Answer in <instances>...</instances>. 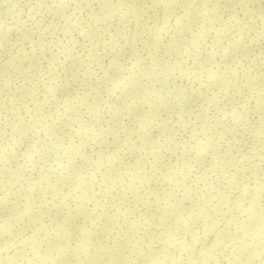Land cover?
I'll list each match as a JSON object with an SVG mask.
<instances>
[{"label": "rangeland", "instance_id": "1", "mask_svg": "<svg viewBox=\"0 0 264 264\" xmlns=\"http://www.w3.org/2000/svg\"><path fill=\"white\" fill-rule=\"evenodd\" d=\"M0 247L264 264V0H0Z\"/></svg>", "mask_w": 264, "mask_h": 264}, {"label": "bare ground", "instance_id": "2", "mask_svg": "<svg viewBox=\"0 0 264 264\" xmlns=\"http://www.w3.org/2000/svg\"><path fill=\"white\" fill-rule=\"evenodd\" d=\"M253 7H254V6H253ZM199 42L201 43V41H199ZM201 45H202V43H201ZM109 69H110V67H109ZM106 73H107V71H106ZM93 90H94V86L91 87L90 92H92ZM151 91H153V90H151ZM80 92H81V91H80ZM83 93H84V91H83ZM83 95H84V94H83ZM189 95H190V94H189ZM92 96H93V95H91V97H92ZM86 99H87V98H86ZM88 99H89V98H88ZM165 99H166V98H165ZM91 106H92V105H91ZM125 109H129V107H128V108L126 107ZM91 112H92V111H91ZM197 112H198V111H197ZM79 113H80V111H79ZM92 115H93V114H92ZM76 125H77V123H76ZM170 125H171V124H170ZM43 126L45 127V125H43ZM70 126H71V125H70ZM70 126H69V127H70ZM84 134H85V133H84ZM60 138H61V137H60ZM39 139H40L39 141H41V138H39ZM62 141H63V140H62ZM66 141H67V140H66ZM66 141H65V144H66ZM38 143H39V142H38ZM91 144H92V143H91ZM91 144H90V145H91ZM88 146H89V145H88ZM48 147H49V146H48ZM48 147H47V148H48ZM71 147H73V145H72ZM32 148L35 149L34 147H32ZM37 148H38V147H37ZM38 149H39V148H38ZM68 149H69V147H68ZM88 149H89V147H88ZM45 150H46V149H45ZM59 151H63V150L60 149ZM71 152H73V151H71ZM43 153H45V151H43ZM85 153H86V151H85ZM53 154H55V152H54ZM75 154H76V153H75ZM25 155H26V154H25ZM40 155H41V153H40ZM65 155H66V154H65ZM41 157H42V155H41ZM41 157H40V158H41ZM49 157H50V156H49ZM23 158H24V157H23ZM23 158H22V159H23ZM38 158H39V157H37V159H38ZM40 158L38 159L39 161H40ZM50 158H52V157H50ZM54 158H55V157H54ZM47 159H48V157H47ZM52 159H53V158H52ZM18 160H19V159H18ZM18 160H17V161H18ZM45 160H46V159L43 158L41 161H45ZM33 161H35V160H33ZM21 162H22V161H21ZM60 163H61V162H60ZM62 163H63V162H62ZM80 164H81V163H80ZM80 164H79V166H80ZM83 164H84V163H83ZM81 167H82V166H81ZM57 168H58V167H57ZM44 169H46V168H44ZM58 169H59V168H58ZM39 170H40V169H39ZM50 170H51V169H50ZM56 170H57V169H56ZM40 171H41V170H40ZM61 171H62V169H61ZM65 171H66V168H65ZM53 172L55 173V171H53ZM56 173H57V171H56ZM81 173H82V172H81ZM90 173H91V172H90ZM227 173H228V172H227ZM44 174H45V173H44ZM51 174H52V173H51ZM58 174H59V170H58ZM58 174H57V175H58ZM61 174H62V173H61ZM64 174H65V173H64ZM85 174H87V173H85ZM32 175H33V174H32ZM77 175H78V173H77ZM224 175H225V173H224ZM61 176H63V174H62ZM226 176H227V175H225L224 177H226ZM39 177H40V176H39ZM39 177H38V178H39ZM47 177H48V175H47ZM47 177H46V179H47ZM54 177H55V176H54ZM200 177H201V176H200ZM40 178H41V177H40ZM40 178H39V179H40ZM218 178L220 179L219 176H218ZM46 179H45V182L47 181ZM199 179H200V178H199ZM207 179H208V178H207ZM210 179H211V178H210ZM42 181H43V180H42ZM123 181H124V180H123ZM218 181H219V180H218ZM220 181H221V180H220ZM220 181H219V182H220ZM43 182H44V181H43ZM58 182H59V181H58ZM183 182H184V181H183ZM31 183H32V182H31ZM41 183H42V182H41ZM51 183H52V182H51ZM184 183H185V182H184ZM186 183H187V182H186ZM42 184H43V183H42ZM42 184H41V185H42ZM74 185H75V183H74ZM31 186H32V185H31ZM51 186H52V185H51ZM60 186H61V185H60ZM70 186L72 187V184H71ZM33 187H34V186H32V188H33ZM125 187H126V186H125ZM61 188H62V187H61ZM61 188H60V189H61ZM122 188H123V187H122ZM70 189H71V188H70ZM70 189H67V190H69V192H70V191H71ZM96 189H97V188H96ZM98 189H99V188H98ZM98 189H97V191H98ZM54 190H55V189H54ZM79 190H80V189H79ZM190 190H191V189H190ZM97 191H96V192H97ZM55 192H56V191H55ZM58 192H59V191H58ZM72 192H73V191H72ZM72 192H71V194L73 195ZM81 192H82V191H81ZM26 193H27V192H26ZM59 193H60V192H59ZM65 193H67V191H66ZM65 193H64V195H65ZM93 193H94V192H93ZM56 194H57V193H56ZM68 194H69V193H68ZM91 194H92V193H91ZM91 194H88V195H90V198H91ZM27 195H28V194H27ZM64 195H63V197H64ZM72 195H71L70 197H72ZM94 195H95V194H93V196H94ZM97 195H98V194H96V196H97ZM25 196H26V195H25ZM59 196H62V195H59ZM115 196L117 197V195H115ZM131 196H132V195H131ZM87 197H89V196H87ZM87 197H86V198H87ZM109 197H110V196H109ZM119 197H120V195H119ZM193 197H194V195H193ZM95 198H96V197H95ZM127 198H128V196H127ZM132 198H133V197H132ZM185 198H186V197H185ZM24 199H25V197H24ZM74 199H75V198H74ZM74 199H72L71 201H73ZM83 199H84V198H83ZM87 199H88V198H87ZM108 199H109V198L107 197V200H108ZM110 199H111V198H110ZM128 199H130V198H128ZM196 199H197V198H196ZM198 199H199V198H198ZM105 200H106V199H105ZM71 201L67 202V200H66L65 205H66L67 203H70ZM102 201H103V199H102ZM108 201H109V200H108ZM108 201H105V202H108ZM114 201H115V200H114ZM125 201H126V199H125ZM129 201H130V200H129ZM133 201H134V200H133ZM180 201H181V200H180ZM180 201H179V202H180ZM184 201H185V200H184ZM186 201H187V200H186ZM116 202H117V201H116ZM134 202L136 203V201H134ZM134 202H133V203H134ZM143 202H144V201H143ZM197 202H198V201H197ZM118 203H119V201H118ZM73 204H74V203H73ZM110 204H111V203H110ZM113 204H115V203H113ZM142 204L144 205V203H142ZM142 204H140V205H142ZM176 204H177V203H176ZM70 205H71V204H70ZM110 206H111V205H110ZM112 206H113V205H112ZM115 206H116V205H115ZM117 206H118V204H117ZM138 206H139V205H138ZM188 206H189V205H188ZM65 207H66V206H65ZM108 207H109V206H108ZM62 208H63V207L60 206V210H61ZM89 208H90V207H89ZM109 208H110V207H109ZM109 208H108V209H109ZM115 208H117V207H115ZM119 208H120V207H119ZM119 208H118V210H121V209H122V208H120V209H119ZM132 208L135 210L134 205H133ZM55 209H56V206H55ZM55 209H53L54 211H53V213H52V214H54V215H55V213H56V212H55ZM65 209H67V207H66ZM68 209H69V208H68ZM112 209H114V207H112ZM133 209H131V210H133ZM185 209H186V208H185ZM207 209H208V208H207ZM118 210H117V212H119ZM62 211H63V210H62ZM122 211H123V210H122ZM203 211H204V210H203ZM110 212H111V211H110ZM117 212H116V213H117ZM139 212H140V211H139ZM64 213H65V211H64ZM136 213L138 214V212H136ZM52 214H51V215H52ZM62 214H63V213H62ZM65 214H66V213H65ZM108 214H109V212H108ZM119 214H120V213H119ZM54 215H52V216H54ZM109 215H110V214H109ZM111 215H113L112 212H111ZM114 215H115V213H114ZM121 215H122V214H121ZM121 215H120V216H121ZM123 215H124V214H123ZM188 215H190V213H189ZM107 216H108V215H107ZM115 216H116V215H115ZM117 216H119V215H117ZM117 216H116V217H117ZM124 216H125V215H124ZM110 217H111V216H110ZM108 218H109V217H108ZM114 218H115V217H114ZM118 218H119V217H118ZM118 218H116V219H118ZM121 218H123V217H121ZM121 218H119V219H120V220H123V219H121ZM109 219H110V218H109ZM109 219H108V220H109ZM112 219H113V217H112ZM141 219H142V218H141ZM113 220H114V219H113ZM120 220H118V221L116 220V222H120ZM142 220H143V219H142ZM106 221H107V219H106ZM110 221H111V220H110ZM144 221H145V220H144ZM42 222H43V221H42ZM45 222H46V221H45ZM116 222H115V224H117ZM135 222H136V221H135ZM106 223H107V222H106ZM110 223H112V222H110ZM120 223L122 224V221H121ZM136 223H137V222H136ZM107 224H109V222H108ZM123 224H124V223H123ZM143 224H145V223H143ZM204 224H205V223H204ZM109 225H110V224H109ZM117 225H118V224H117ZM137 225H138V224H137ZM145 225H147V223H146ZM151 225H152V224H151ZM48 226H49V225H48ZM123 226H124V225H123ZM133 226H134V225H133ZM135 226H136V225H135ZM149 226H150V225H149ZM215 226H217V225H215ZM51 227H52V226H51ZM116 227H117V226H116ZM136 227H139V226H136ZM136 227L134 228V229H135V232H136ZM209 227H210V226H209ZM79 228H80V227H79ZM114 228H115V227H114ZM117 228H118V227H117ZM120 228H121V227H120ZM123 228H124V227H123ZM211 228H213V227H211ZM81 229H82V227H81ZM81 229H80V230H81ZM115 229H116V228H115ZM121 229H122V228H121ZM121 229H120V230H121ZM126 229H127V226H126ZM134 229H133V230H134ZM137 229H138V228H137ZM56 230H57V229H56ZM58 230H59V229H58ZM120 230H119V231H120ZM138 230H139V229H138ZM138 230H137V232H138ZM153 230H154V228H153ZM60 231H61V230H60ZM69 231H71V230H69ZM126 231H127V230H126ZM141 231H143V230H141ZM141 231H139V232H141ZM147 231H149V230H147ZM53 232L56 233L55 229L53 230ZM53 232H52V233H53ZM65 232H66V231H65ZM116 232H117V233H116ZM116 232H115V233L118 234L119 239H121V238H120L121 235L119 234L120 232L118 233L117 229H116ZM122 232H123V230H122ZM122 232H121V233H122ZM124 232H125V229H124ZM127 232H128V231H127ZM149 232L151 233V236H152L153 231H149ZM149 232H148V233H149ZM52 233H51V234H52ZM55 233H54V234H55ZM59 233L61 234V237H63L64 234L62 235V232H59ZM59 233H58V235H59ZM66 233H67L66 235H68V232H66ZM125 233H126V232H125ZM128 233H129V232H128ZM146 233H147V232H146ZM56 234H57V233H56ZM70 234H71V232H70ZM133 234H134V233H133ZM133 234H132V235H133ZM141 234H142V233H141ZM141 234H140V236H141ZM114 235H115V234H114ZM114 235H113V236H114ZM126 235H129V234H126ZM143 235H144V234H143ZM64 236H65V235H64ZM115 236H116V235H115ZM115 236H114V237H115ZM129 236H131V234H130ZM135 236H136V235H135ZM49 237H50V236H49ZM54 237H55V236H54ZM116 237H117V236H116ZM116 237H115V238H116ZM121 237L123 238L124 236H121ZM124 238H126V237H124ZM124 238H123V239H124ZM137 238H139V237H137ZM19 239H20V238H19ZM19 239H18V241H19ZM126 239H128V241H131V239H135V237H134V238L132 237L131 239H130V238H126ZM116 240H118V239H116ZM135 240H136V239H135ZM135 240H134V241H135ZM150 240H151V238H150ZM14 241H15V240H14ZM119 241H120V240H119ZM123 241H124V240H123ZM125 241H126V240H125ZM126 242H127V241H126ZM132 242H133V241H132ZM132 242H129V243H131V245H134V246H135V244H132ZM11 243H12V242H11ZM127 243H128V242H127ZM134 243H136V242H134ZM114 244L116 245V243H114ZM121 244H122V243H121ZM8 245H9L8 247H11L10 245H13V244L8 243ZM117 245H118V244H117ZM119 245H120V244H119ZM119 245H118V246H119ZM14 246H15V243H14ZM129 247H131V246L129 245ZM6 248H7V247H0V251H4ZM132 248H133V247H132ZM132 248H131V249H132ZM9 249H12V247L9 248ZM125 249H126V248H125ZM131 249L129 248L130 252H131ZM6 250H7V249H6ZM126 250H127V249H126ZM126 250H125V251H126ZM133 250H134V249H133ZM150 251L152 252V250H150ZM8 252H9V251H8ZM152 253H153V252H152ZM154 253H155V252H154ZM125 254H126V255L128 254L127 251L125 252ZM129 254H130V253H129ZM148 254H149V253H148ZM150 254H151V253H150ZM13 255H14V253H13ZM130 255H131V254H130ZM156 255H157V254H156ZM145 256H146V255H145ZM145 256H144V258H145ZM154 256H155V255H154ZM159 256H160V255H159ZM51 257H52V256H51ZM124 257H126V256H124ZM132 257H133V256H132ZM147 257H148V256H147ZM157 257H158V255H157ZM164 257H165V256H164ZM149 258H150V257H149ZM154 258H155V257H154ZM170 258H171V257H170ZM173 258H174V257H173ZM47 259H48V258H47ZM124 259H125V258H124ZM160 259H161V258H160ZM164 259H165V258H164ZM166 259H167V257H166ZM125 260H126V259H125ZM154 260H155V259H154ZM47 261H50V260L48 259ZM51 261H52V260H51ZM161 261H162V259H161ZM45 262H46V261H45ZM159 262H160V261H159ZM162 262H163V261H162ZM164 262H165V261H164ZM1 263H2V260H1ZM46 263H47V262H46ZM50 263H51V262H50ZM39 264H40V263H39ZM43 264H44V263H43ZM145 264H147V263H145ZM163 264H164V263H163Z\"/></svg>", "mask_w": 264, "mask_h": 264}]
</instances>
